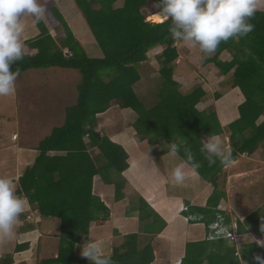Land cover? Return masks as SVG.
<instances>
[{"label":"trees","instance_id":"16d2710c","mask_svg":"<svg viewBox=\"0 0 264 264\" xmlns=\"http://www.w3.org/2000/svg\"><path fill=\"white\" fill-rule=\"evenodd\" d=\"M117 1L74 0L100 45L102 56L88 55L56 2L48 0L46 17L57 35H52L44 20L37 23L40 36L28 41L35 52H26L24 60L13 65L19 73L38 68H70L78 71L80 78L78 100L67 107L65 122L40 141L39 155L18 180L19 195L27 196L42 215L61 220L58 256L44 259L43 264H91L76 254L75 247L89 240L93 224L104 222L110 215L109 208L93 191L95 175L114 183L118 195L121 192L120 183L113 178L129 167V155L105 129L96 128L98 113L115 105L131 108L138 114L134 128L139 140L162 144L165 149L173 140L186 141L180 156L186 161L183 148H190L194 160L201 165L196 171L215 185L208 200L210 207L198 208L202 212L198 221L204 222L208 230L220 211L226 224L230 225L232 219L218 209L222 192L217 177L224 166L219 161L208 165L200 151V139L209 134H228L237 161L244 154H252L264 140V10L257 11L250 21L255 25L251 33L239 40L222 42L203 61L215 64L217 73L228 76L226 86L239 88L244 96L237 106L236 118L223 125L214 108L197 107L209 97L207 87L197 85L189 90L174 79L180 56L178 41L171 38L167 22L148 19L159 10L153 7L159 0H123L121 6L115 4ZM158 45L164 46L159 54L162 79L153 104L147 106L134 86L141 80L140 66L148 59V51ZM230 51L231 58L221 57ZM214 96L218 99L222 92L216 91ZM143 213L142 209V217ZM237 224L239 233H246V227L251 226L256 234L263 235L264 210L256 209L243 220L237 219ZM239 249L240 255L235 242L223 237L190 241L179 264H260L256 257L264 259V248L257 240L245 242ZM110 257L113 264H153L155 259L151 245L147 248L130 241Z\"/></svg>","mask_w":264,"mask_h":264},{"label":"crops","instance_id":"0c3cea01","mask_svg":"<svg viewBox=\"0 0 264 264\" xmlns=\"http://www.w3.org/2000/svg\"><path fill=\"white\" fill-rule=\"evenodd\" d=\"M54 1L76 38L83 43L88 55L102 56V50L101 54H90L89 48H93L95 44L85 37L91 31L74 0ZM41 2L44 3L45 0H41ZM155 13H151L148 18ZM44 21L51 32L52 29L53 31L56 30L51 26L46 16ZM24 24L25 31L22 39L25 42V51L32 54L35 52V48L31 47L28 41L37 39L40 36V29L32 17H25ZM52 35L54 34L52 33ZM180 43L181 41L178 44ZM181 44L185 45L183 42ZM163 49V45L151 48L148 51V59L141 63V69L142 67L145 68L147 63L151 67V71L143 75L144 79H147V83L152 86L157 85L162 79L160 68L163 63L159 54ZM196 50H199L198 46L193 47L189 59L180 52L176 66L183 57L187 64L192 63L191 66L196 69L194 60L195 63L197 60L194 58L196 56H193ZM176 66L173 76L181 85L189 90L197 85H202L195 83L196 72H193L194 76L191 75L188 78L178 74L179 71L182 72L183 68ZM53 75L57 76L56 74ZM58 75L63 77L61 74ZM219 77H222L221 80ZM206 78L209 81L206 84L209 97L200 101L197 107L199 109L214 108L221 123L225 125L238 115L237 106L243 101L244 96L237 87L231 89L227 87L226 91L220 90L219 82L223 81L224 75L214 72ZM212 85L216 88L210 91V88H213ZM76 87L78 89V85ZM216 91L222 92V96L218 99L214 97ZM211 96H213L212 100ZM120 108L122 109L120 112L122 124L112 130L109 136L128 152L129 167L121 174L114 175L113 180L119 182L121 186L119 195L114 183L105 182L100 174L95 175L93 191L101 197L109 208L110 215L104 222L92 225L89 240L98 242L102 253L106 256H112L127 241L138 243L139 246H147V248L151 245L155 257L153 264H176L185 255L187 242L209 239L211 235H214L212 225L219 219H216L208 230L204 222L198 221L202 217V212L198 211V208L210 207L208 200L215 190V185L205 180L196 170L192 171V166L189 164L186 165L188 178L182 185L175 184L171 178V173L181 161H184L183 157L179 153L172 155L169 149H165L162 144L150 145L146 140H139L134 128L138 114L131 108ZM108 110L96 115L99 120L96 126L98 130L106 129L102 120ZM220 136L225 137L226 144H228V134ZM13 138L10 142L4 137L3 130L0 128V175L13 178L16 188H18L19 178L27 166L33 164L40 153L38 149L40 142L38 145L37 140L34 143L29 142L32 141L29 137H26L25 142L19 141L18 133H14ZM91 150L94 154L97 153L95 148H91ZM55 153L51 152V154ZM5 160L12 162V167L4 171V167L7 166ZM238 163L239 161L230 166H224L217 177L218 188L222 192L218 209L226 211L232 220L237 218L243 220L248 214L260 208L255 206L246 213H237L233 207L232 196L234 191H232V186L241 184L247 178L244 175L259 172L257 168H239V170L236 167L232 168L235 164L238 166ZM230 168L232 169L230 170ZM225 171H228L227 174ZM222 173H225L224 179L220 180ZM232 181H234L233 184ZM25 198L27 199L25 211L20 217L19 226L15 229L13 238L0 244V264H43L44 259L58 256L61 241V220L58 217L42 215L39 208L33 205L27 197ZM142 209L144 210L143 217L141 216ZM220 216L224 217L221 211L218 213V218ZM144 224H146L145 227ZM246 228L247 232L243 233L244 236H260L254 232L253 227L247 226ZM130 234L135 236L128 237ZM83 244H77L75 247L76 254L80 257H82Z\"/></svg>","mask_w":264,"mask_h":264},{"label":"clouds","instance_id":"9594fccd","mask_svg":"<svg viewBox=\"0 0 264 264\" xmlns=\"http://www.w3.org/2000/svg\"><path fill=\"white\" fill-rule=\"evenodd\" d=\"M153 7L159 9L155 15L160 22L169 24L168 32L173 40L181 41L188 47L198 46L204 54L202 59H206L216 52L222 42L239 40L254 30L255 25L250 21L257 11L264 10V0H159ZM47 10V0L44 3L41 0H0V97L11 96L16 92V81L20 73L18 68L13 70V65L22 62L27 54L22 39L25 31L24 18L32 17L35 23H39L44 20ZM185 143V140H173L169 143L170 153L178 154ZM200 145V151L210 167L217 161L223 166L234 163L233 149L220 135L209 134L202 137ZM183 150L186 161H181L171 173V178L177 185H182L188 178L186 165L191 164L192 171L201 167L194 160L190 148L184 147ZM25 197L17 194L13 178L0 175V244L13 238L25 211ZM218 219L212 225L214 235L209 239L228 238L239 248L248 242L247 236L238 232V224L237 228L234 226L239 218L233 219L230 225L224 222L223 216ZM233 233L238 234L239 239H231L230 235ZM253 240H261L259 243L264 248V234ZM237 254L240 255L239 250ZM81 256L91 264H113L111 257L102 253L100 244L92 240L83 244ZM256 259L264 264L261 257L257 256ZM181 260L182 258L176 264Z\"/></svg>","mask_w":264,"mask_h":264},{"label":"rangeland","instance_id":"374dc122","mask_svg":"<svg viewBox=\"0 0 264 264\" xmlns=\"http://www.w3.org/2000/svg\"><path fill=\"white\" fill-rule=\"evenodd\" d=\"M115 4L122 5L123 0H119ZM149 18H151L150 20L152 21L156 20L152 15ZM52 33L57 35L56 30L53 31L52 29ZM85 37L95 44L93 48H89L90 54H101L100 45L96 41L94 35L89 32ZM178 43L177 46L179 52L189 59L192 55L193 47L182 45V42L180 44ZM85 44L87 45V42ZM203 55L204 54L200 52V50H196L194 53L193 56H196L194 58L197 60V63H195L194 60L196 69L191 66L192 63L189 62L187 64V61H184L183 57H181V61L177 63L176 67L183 68L182 72L179 71L178 74H182V76L188 78L191 75L194 76L193 72H196L195 83L202 84L206 87V84L209 82L206 77L212 75L214 72L217 73L218 67L215 64L213 65V63L205 64L203 62L204 59H202ZM221 57L226 60L231 58V51L230 53H222ZM141 66L140 72L142 74V79L135 84L134 88L140 97L145 100L147 106H150L153 104L157 96L161 80L155 86L147 83L148 81L147 79H144L145 77L143 74L150 72L151 67L148 63L145 64V68L142 67L141 69ZM77 72L78 71L70 68L51 67L29 69L20 73L16 81L15 94L7 97H0V128L3 130L4 137L11 142L14 139V133H18L20 136L19 141L25 142L26 137H29L31 138L30 140H32L29 142L34 143V141L37 140L38 145L42 139L50 135L54 127L63 124L66 119V108L73 105V103L75 104L78 100L79 91L76 85L80 78L77 77ZM53 74H56L57 76ZM58 74H61L63 77H60ZM148 75L149 73L147 74L149 79L150 77ZM154 76V78H156V75ZM227 77L223 79L224 83L222 85V81L219 82L221 91H226L229 88L226 86ZM221 78L222 77H219L220 80ZM212 86L213 88H210V91L212 89L215 90L216 88L214 85ZM212 98L213 96H211V100ZM121 110L122 109L119 106H115L105 114L102 122L108 133L112 132V130L122 124L123 120L120 115ZM222 111H224V108H222ZM221 137L226 143L225 137ZM227 143L229 145V140ZM238 161V166L236 163L232 168L236 167L238 170L239 168H257L259 169V172L257 174H252L251 172V175H244L247 176V178L243 180L241 184L232 186V191H234L232 202L235 211H237V213H246L252 210L255 206L264 210V140L259 143L258 148L252 154H244L238 158ZM6 164L7 166L4 167V171L5 169L12 167V162L6 161ZM232 168H230V170ZM227 172L225 171L226 174ZM225 173H222L220 180L224 179ZM233 183L234 181H232V184ZM145 225L146 224L143 226L145 227ZM256 238H258V236H250L247 237V241ZM237 248L240 250L239 247Z\"/></svg>","mask_w":264,"mask_h":264},{"label":"built area","instance_id":"2783aa9c","mask_svg":"<svg viewBox=\"0 0 264 264\" xmlns=\"http://www.w3.org/2000/svg\"><path fill=\"white\" fill-rule=\"evenodd\" d=\"M64 51H65V53H69L68 49H65ZM235 162H237V161L234 160V163ZM234 226H235V228H237V223L236 222L234 223ZM230 237H231V239H239L238 238V234H235V233L231 234Z\"/></svg>","mask_w":264,"mask_h":264},{"label":"bare ground","instance_id":"6f19581e","mask_svg":"<svg viewBox=\"0 0 264 264\" xmlns=\"http://www.w3.org/2000/svg\"><path fill=\"white\" fill-rule=\"evenodd\" d=\"M152 17L156 19L155 21H160L159 18H157L155 14H153Z\"/></svg>","mask_w":264,"mask_h":264}]
</instances>
